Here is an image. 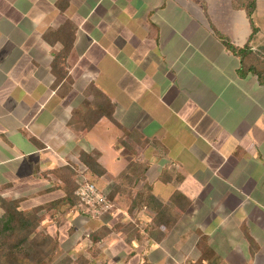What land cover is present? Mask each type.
I'll return each mask as SVG.
<instances>
[{
	"label": "crops",
	"instance_id": "crops-1",
	"mask_svg": "<svg viewBox=\"0 0 264 264\" xmlns=\"http://www.w3.org/2000/svg\"><path fill=\"white\" fill-rule=\"evenodd\" d=\"M234 1L0 0V194L43 205L65 195L55 170L69 167L109 195L132 163L133 190L190 202L174 205L178 219L161 227L163 239L145 231L155 212L131 211L122 192L116 223L78 207L67 223L117 227L103 243L131 252L135 264L195 262L202 233L210 263L264 264V84L241 74L215 33L239 46L250 38L246 9ZM255 23L252 47L264 54V26ZM64 35L74 43L58 81L52 62ZM91 86L112 101L116 123L103 116L86 128L80 108L94 99ZM83 151L103 175L86 172Z\"/></svg>",
	"mask_w": 264,
	"mask_h": 264
},
{
	"label": "trees",
	"instance_id": "trees-1",
	"mask_svg": "<svg viewBox=\"0 0 264 264\" xmlns=\"http://www.w3.org/2000/svg\"><path fill=\"white\" fill-rule=\"evenodd\" d=\"M243 6L252 25V34L243 46L235 44L227 35L214 28L215 33L222 40L223 44L240 58L241 74L247 75L248 73H252L258 77L260 83L264 84V56L254 51L252 47V41L259 31V27H257L254 19L257 0H248L246 5ZM51 33L53 32L49 31L45 36L50 39ZM58 33L60 35L64 34L63 30H58ZM63 43L64 47L55 53L52 62V70L57 76L58 81L62 80L63 77H67L63 64L73 47V35L71 39H67L64 35ZM94 88V86H91L89 89L93 93L94 99L92 101L87 100L85 107L80 108V115L83 112L87 129L95 125L103 116L110 118L116 123L113 117L114 105L112 101L102 92L95 91ZM80 159L86 166V172L90 175L101 176L106 172L105 167L98 161L97 156L83 151L80 154ZM133 166L134 164L131 163L129 168L123 173L122 178L125 181V185H116L108 197L113 201L118 192L126 193L130 196L131 211L136 207L139 209L147 207L153 210L155 216L145 227V231L150 238L152 237L156 241H160L165 236L161 227L165 226L167 229H170L178 219V215L174 212V205L186 209L190 202L180 192H175L171 199L172 205H170L163 203L149 189L133 190V186L130 185L131 181L135 179L137 182L140 178L138 175L133 179ZM55 173L64 182L63 189L65 190V195L46 204L39 205L30 211L21 209L19 200L8 199L0 194V208L2 209L0 212V264H89L90 260L83 255L77 258H72L70 255H62L58 251L59 240L53 235L39 230L44 220V215L41 214V211H51L53 209L58 211V209H61L66 204L78 208L82 206V199L77 194L80 184L75 178V170L65 167L55 170ZM182 201H185L184 207L181 204ZM127 227V240L130 241L132 226L129 225ZM116 228L115 226L109 228L103 225L92 231L89 236L93 245H98L101 240ZM198 247L201 251V256L190 264H212L210 263L212 249L208 244L207 236L203 233L200 234ZM142 264L153 263L149 259H146Z\"/></svg>",
	"mask_w": 264,
	"mask_h": 264
},
{
	"label": "rangeland",
	"instance_id": "rangeland-1",
	"mask_svg": "<svg viewBox=\"0 0 264 264\" xmlns=\"http://www.w3.org/2000/svg\"><path fill=\"white\" fill-rule=\"evenodd\" d=\"M247 1L248 0H238V1L235 0L234 2L235 3L238 2L239 4L246 5ZM260 2L263 9L261 8L262 9L261 13L257 15V20L255 22H257L258 25L263 27L264 0H261ZM262 36H264V31L262 33ZM263 47H264V42H263ZM254 51L264 56L262 52L258 50H254ZM112 202L114 204L113 207L109 208L106 211H102L101 213L98 214L89 211L84 206L80 207L82 209L81 212L90 213L91 214L90 216H95L96 218H94V220L98 219L99 221L101 218H105V219L113 220V223H116L114 220L115 219L118 220V218H116L118 214L116 213L115 203L114 201ZM29 206H31L30 203L23 206L21 205V209L30 211L35 208V207L30 208ZM70 208L71 206L69 204H66L63 205L61 209H58V211L54 209L51 211H47V210L41 211V214L44 215V220L42 221L39 230L43 232H47L59 240L58 251H60L62 255H70L72 258H77L83 255L90 260L89 264H135L134 260H132L130 257L131 252L130 253L127 252V254L126 253L123 254L122 250L117 249L115 251L111 249H106L107 244L103 243L104 240H101V242L98 245L97 244L93 245L89 234L99 227L89 224H87L88 226L87 225L84 226L85 225L84 222H78L77 224L75 223L72 224L73 222L69 221L71 223H67L65 214H67ZM129 224L133 225V223H129ZM74 226L76 228H74ZM102 243L106 245H103ZM143 253L145 252L143 251L142 254Z\"/></svg>",
	"mask_w": 264,
	"mask_h": 264
},
{
	"label": "built area",
	"instance_id": "built-area-1",
	"mask_svg": "<svg viewBox=\"0 0 264 264\" xmlns=\"http://www.w3.org/2000/svg\"><path fill=\"white\" fill-rule=\"evenodd\" d=\"M78 182L80 187L77 194L82 199V206L89 211L98 214L114 206L108 194L95 181L90 180L87 175L83 174Z\"/></svg>",
	"mask_w": 264,
	"mask_h": 264
}]
</instances>
